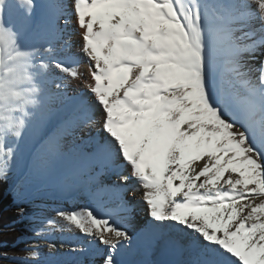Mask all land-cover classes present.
Here are the masks:
<instances>
[{"label":"snow or ice","instance_id":"snow-or-ice-1","mask_svg":"<svg viewBox=\"0 0 264 264\" xmlns=\"http://www.w3.org/2000/svg\"><path fill=\"white\" fill-rule=\"evenodd\" d=\"M25 141L31 173L85 200L33 229L63 252L11 259L126 264L134 180L174 264H264V0H0V181Z\"/></svg>","mask_w":264,"mask_h":264},{"label":"rangeland","instance_id":"rangeland-1","mask_svg":"<svg viewBox=\"0 0 264 264\" xmlns=\"http://www.w3.org/2000/svg\"><path fill=\"white\" fill-rule=\"evenodd\" d=\"M241 86L242 85H240L238 82L235 84V87L237 89L241 88ZM21 148H22L21 166L10 177V180L12 181V185L10 188L14 189L16 193L15 204L17 205V207L22 206L27 209L25 215L23 216V219L27 223L25 229L26 233L19 238V241H22L26 244L24 248L25 250L35 246V250L38 251V253L40 254V258L44 260L48 258V253H49V251H47V249H49L48 244L50 242L56 243V241L59 240V237L57 236L56 232L53 233L51 236H49L47 233H44L41 237H36L33 234V229L40 227L42 218L53 215L54 209L67 206L65 202L70 199L68 197H69V193L71 192L63 193L58 191L57 192L58 196L56 197H50L49 195H47L46 191L48 189L55 188L56 180L53 179V177L51 176H38L35 175L34 173H31L29 168L26 166V161L30 158L32 148H27L24 145V142L22 143ZM73 197L78 199V201H80L81 199L85 200L83 193L81 192H75ZM69 202L70 204L73 203L71 199L69 200ZM147 218H148L147 215L146 217H144V214H142L140 216V219H138L140 222L139 226H137L133 230L126 229L128 231V234L132 236L136 232L135 234L137 235L139 234L140 230L144 229V227L150 228L149 226L146 225ZM149 223L153 224L152 221ZM150 230L151 229H147V233H150ZM154 235L156 237L155 233ZM137 238L133 239L134 242L132 243V245L135 244V247L137 246V248H135L136 254H131L129 258L126 259V263L140 264V260L143 258L145 261L148 262V264H150V260L148 259L147 255L148 252L151 251L150 248L154 246L153 237L147 236L146 238L144 234H141L142 244H140L139 247L142 248H140V250L138 248V245L136 244ZM128 252L129 250L124 254V256H127ZM168 253L169 254H165V255L168 256V260L169 257L171 258L172 264H174L175 261L179 260V257L180 259L183 258L181 254L173 251V248ZM26 255L27 253L23 256ZM23 256H15V257L19 258ZM135 256L137 257L135 258ZM166 256L165 258H167ZM80 259L82 261L86 259L89 260L88 258L85 257H81ZM10 260L14 264H22V262L19 260H13L11 258Z\"/></svg>","mask_w":264,"mask_h":264},{"label":"bare ground","instance_id":"bare-ground-1","mask_svg":"<svg viewBox=\"0 0 264 264\" xmlns=\"http://www.w3.org/2000/svg\"><path fill=\"white\" fill-rule=\"evenodd\" d=\"M40 0H37V3H39ZM72 42H73V51H78V48H79V45H80V38L77 34L73 33V36H72ZM80 68L79 70L84 74V80H81V81H72L70 83V88H69V93L70 94H75L77 92H82L84 89H83V83L88 79L87 77V72H88V69H87V61L85 60V58L83 56H80ZM259 62V56H257L256 60L255 61H252V63H258ZM242 90V86L241 88H239ZM79 135V134H78ZM24 145L27 147V148H32V145L25 141L24 142ZM53 177V176H51ZM53 179H57L56 177H53ZM113 179H115L113 177ZM127 193L125 194L126 195V199L128 200V202L134 206V211L132 213H119V215L117 217H114V219L117 220V223L127 229V230H133L135 229L137 226H139V220L140 219V216L142 214H144V217H146L147 215V212H146V208L141 200V197H142V192H143V189L138 185V183L134 180H131L129 181V183L127 184ZM58 190L55 188L53 189H48L46 191L47 195H49L50 197H56L58 196L57 194ZM74 193L75 192H71L69 193V197L72 201H73V196H74ZM69 199V200H70ZM69 200H67L65 203L66 205L70 204ZM78 201V199H76ZM80 201H84L83 199H81ZM64 202V201H63ZM54 203V202H52ZM139 211V212H138ZM149 217L146 219V225L149 226L150 228L148 227H144L143 230H140L139 231V234H133L131 237H132V243L134 242L133 239L137 238L136 240V244L138 245V248L140 250V248L142 247H139L140 244H142V238H141V234H144V236L147 238V236H152L153 237V242H155V235H154V230L152 229V225ZM147 229H151L150 230V233H147ZM142 232V233H141ZM153 232V233H152ZM57 233V236L59 237V240L56 241V247L60 250V251H63L64 249L61 248L60 246V241L61 240H70L72 239V237L68 234V233H61L59 231L56 232ZM148 234V235H147ZM145 241V240H144ZM135 248H137V246L135 247V244L132 245V248L129 249V252L127 253V256H123V260H125L126 262V259L129 258V256L131 254H136V251H135ZM47 251H49V249H47ZM143 251V250H142ZM170 252V251H168ZM166 252V253H168ZM140 253V252H139ZM143 253V252H142ZM165 254V253H164ZM159 254H158V248L156 249H151V251L148 252V259L150 260V264H162L161 263V260L157 257ZM143 256H146V255H143ZM137 256H135L136 258ZM89 260H91V257H88ZM180 259V257H179ZM141 261H145L143 258L140 260ZM127 264V263H126Z\"/></svg>","mask_w":264,"mask_h":264},{"label":"trees","instance_id":"trees-1","mask_svg":"<svg viewBox=\"0 0 264 264\" xmlns=\"http://www.w3.org/2000/svg\"><path fill=\"white\" fill-rule=\"evenodd\" d=\"M12 181H0V252H6L9 259H0V264H14L10 258L26 254V244L19 238L26 233V221L17 214L16 193L10 188Z\"/></svg>","mask_w":264,"mask_h":264}]
</instances>
